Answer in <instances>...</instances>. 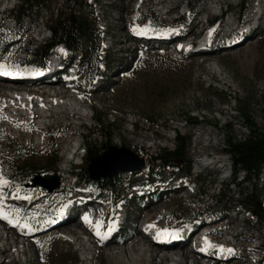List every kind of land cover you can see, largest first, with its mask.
Listing matches in <instances>:
<instances>
[{"label":"rangeland","instance_id":"1","mask_svg":"<svg viewBox=\"0 0 264 264\" xmlns=\"http://www.w3.org/2000/svg\"><path fill=\"white\" fill-rule=\"evenodd\" d=\"M41 1L45 6L36 9L32 18L27 17L21 24H15L18 0H0V36L6 39L0 50V60L10 63L15 60V64L20 65L37 47L51 41L49 27L56 20L57 12L66 15L70 8L79 10L74 5L66 8V0ZM80 1H88L90 5L83 9L84 14L91 10L94 13V22L99 30L95 40L102 57L106 54L115 61L109 70L110 74L106 76L107 72L102 67L99 78L89 87L80 81L78 91L61 87L63 84L57 87V92H63L59 98L77 97L84 104L81 110H75V106L68 105L66 100H62L60 105L59 101L57 104L32 103L31 106L28 102H20L21 109L18 110L16 107L11 110L0 106V163L5 155L12 153L14 146H19L27 153V160L48 167L54 163L49 168V175L40 176L21 188L33 196L36 208L48 203L45 212L52 213L55 202L66 192L70 196L77 194L71 190L75 180L69 174L77 175L80 172L88 148L102 158L109 150L104 151L106 147L125 149L147 162L162 150L174 149L177 135L186 137L189 139L187 157L192 160L188 178L190 185H187L189 181L184 182L185 176L179 177L175 171L159 176L155 174L154 178L148 179L143 173L147 171L148 164L138 172H122L116 176L114 198L110 199L109 194L103 198L107 203L121 200L115 211L120 207L123 210L122 204H126L124 213L127 220L122 235L113 241L122 242L130 238L139 232L145 220L153 219L154 224L160 222L162 226L178 224L186 227V220L199 217L194 228L201 221L200 225L209 224L204 228L205 233L215 232L214 237L218 242L236 249L237 259L228 264H264V253L251 254L250 251L264 240V223L241 209L239 202L245 197L242 193H248L251 184L244 183L243 172L236 176L230 172L231 161L225 146L232 137L244 140L249 135L246 120L240 114L241 109L250 122L264 130V0H202L200 7H196L195 16L186 18L185 23H189L186 31L179 32L183 34L180 38L190 44L199 45L205 40L208 43L212 40L217 45V51L201 55L179 52L172 46L175 41L173 44L169 42V46L159 47L152 45V42L143 45L144 42H139L132 34L137 13L141 27L149 28L152 23H161L170 30L171 20L187 13V6H194L192 0H179L177 9L173 8V0ZM244 6L247 7L245 13ZM166 8L174 12L164 14ZM220 8L222 11L229 9L228 18L225 17L217 28L211 26L209 29L211 17L206 20L199 12L208 10L212 16H218ZM173 24L174 31L184 26V22L179 19ZM244 30L251 32L242 38L243 42L230 48V38L237 32L243 31L244 35ZM59 47L64 49L63 53H67V63L71 69L79 70V77L86 79L85 66L78 67L79 54L68 53L64 47ZM12 53L13 57L6 60L5 56ZM125 68L129 70L124 72ZM5 91L9 92L3 89L0 93L6 94ZM27 107L34 108L38 114L45 112L46 118H51L47 121L40 118L32 121L29 116H11L15 112L23 113ZM190 117L197 119L198 125H192ZM42 123L45 126L41 127ZM70 139L72 144L81 146L74 159L67 162L69 155L66 149L71 145H68ZM200 139H203L204 150L198 145ZM68 151L71 152L69 148ZM215 161L218 162L216 167L210 165ZM211 168L216 170L212 171ZM101 169L104 171L103 167ZM144 179L150 182L149 185H154L158 193L165 191L164 195L158 196L156 193L153 199L149 196L137 201L139 190L135 181ZM233 181L240 185H234ZM174 182L181 184L178 193H175L178 190L171 188ZM193 184L195 186L192 189ZM14 188V192H19ZM259 189L264 207V170L260 176ZM167 190L171 193L165 194ZM146 207L151 210H146ZM141 211L145 214L137 222ZM118 212L123 219V211ZM47 234L37 239H27L19 254H14L16 251L12 250L3 259L10 261L14 258L13 264H109L107 253L109 248L115 247L110 243L98 246L90 260L84 262L85 255L80 248V242H85L83 238L77 242L62 231ZM15 237L7 238L4 235L2 240L11 244L23 242L19 237L15 241ZM151 249L160 257L172 251ZM182 249L188 251L190 246L187 244ZM24 250L28 251L27 254H24ZM246 255L248 257L240 259ZM149 259L148 256L147 261ZM209 262L224 264L213 260Z\"/></svg>","mask_w":264,"mask_h":264},{"label":"trees","instance_id":"2","mask_svg":"<svg viewBox=\"0 0 264 264\" xmlns=\"http://www.w3.org/2000/svg\"><path fill=\"white\" fill-rule=\"evenodd\" d=\"M194 6L201 3L202 0H192ZM88 1L66 0V8L71 5L78 6V11H70L64 15L56 13V20L49 27L51 33V41L37 47L29 56V59L39 64L43 62L47 54L55 47L62 46L72 52H79L82 66L87 70V78L84 79L87 85L95 81L99 75L101 67H106L107 71L114 65V60L111 56L101 53L100 47L96 42L98 35V27L96 26L93 11L87 14L83 13L90 5ZM45 6L41 0H18L17 13L15 18L18 21L32 18L36 14V9ZM192 5V7H194ZM244 10L246 7H242ZM53 16V15H52ZM4 39L0 36V49L3 48ZM129 68H125L128 71ZM115 83H112V85ZM240 114L246 120V129L249 135L244 140H237L236 137L228 139L225 143L226 152L231 161V171L234 176L243 172L245 174L244 183H250L251 189L248 193L242 195L243 200L239 202L241 209L247 214L250 213L253 218L264 223V207L262 192L259 189L260 176L264 170V130H260L256 124L249 121V117L241 109ZM100 122V119H98ZM192 125H198L197 119L189 118ZM188 141L186 137L177 135L176 146L172 150H162L154 157L147 161L148 169L146 174L148 177H154V174L164 173L168 170H176L179 174L187 176L191 175L192 160L187 157ZM111 147V146H110ZM106 147L104 151L108 150ZM27 153L19 149V146L12 148V153L4 156L1 163V170L4 176L14 187L23 188L34 182L38 177L49 175V168L46 165L36 161L27 160ZM98 153L91 151L88 148L86 156L83 158L80 172L77 174L81 182L87 185H96L99 188L105 189L114 193L116 187V177L102 178L97 181L91 179L89 173V164L91 159L97 157ZM56 159H52L55 161ZM234 185H240L233 181ZM24 191V190H23ZM25 192V191H24ZM264 250V240H261Z\"/></svg>","mask_w":264,"mask_h":264},{"label":"bare ground","instance_id":"3","mask_svg":"<svg viewBox=\"0 0 264 264\" xmlns=\"http://www.w3.org/2000/svg\"><path fill=\"white\" fill-rule=\"evenodd\" d=\"M162 5H165V4H162ZM179 5H180L179 0H173V8L174 9H177L179 7ZM170 12H171V9H170ZM137 18L139 19L140 17H137ZM174 21L176 22V19L171 20L172 23H175ZM190 32H191V30H190ZM245 32L246 33L244 35L249 34V31H245ZM149 35L156 36V38L147 39V44H149V42H152V45L157 46L156 44L160 45L162 43H169L171 40L174 39L173 36L174 37L176 36V32L175 33L171 32V33H166V34H161V33L147 34L146 33V36H149ZM133 36L135 37L136 35L133 34ZM160 37H163V38H160ZM165 37H171V38L166 39ZM241 37H243V31H242V33H239V32L235 33V36L233 38H230V40H229V47L233 48L236 45H238L240 43ZM237 39H239V41H237ZM159 40H162L163 42H157ZM208 44L209 43L207 42V40H205V41H203V43L200 46H196V44L194 43L193 48L212 46L211 50L214 51L216 49L215 45H213V44L208 45ZM186 46H187V43L184 44L182 46V48L185 49ZM199 51H201L203 53L205 52V50H199ZM11 57H13V53H12V55L5 56V59L9 60ZM7 62L9 64L15 66V63L17 61L13 60V62H11V63L9 61H7ZM21 78H22V76H21ZM31 78L32 77L23 78L26 85L17 84L16 88H18V90L9 91V92L5 91L6 94L0 93V94H2V95H0V106L3 109L11 108V110H14V108L16 107V109L18 110V109H21V106H19V105H21L20 102H28L29 103L28 105L31 106L30 104H32V103L33 104L34 103H37V104L55 103V104H57L59 101V105H60L62 100H66L68 105H70V106L74 105L75 106V108H74L75 110L76 109L81 110L84 108V104L82 102H80L79 99H77V97H75V96L63 98V99L59 98V95L63 94L62 91L57 92V87L60 86V83L56 84L55 85L56 87L54 85H51L52 84L51 83V84H45L43 87L41 84H37L35 87L33 86V87L29 88L28 85H30L32 82H33V84L36 83V80L32 81ZM48 78L52 79L53 83H56L58 81L57 77L54 76L53 72L49 75ZM8 82H12V81H8ZM10 84L11 83H8L7 86H12ZM0 86H4V84H2ZM0 90H3V89H0ZM59 93H61V94H59ZM33 109L31 107H29V108L27 107L23 113L18 114L17 112H15L11 116H14L15 114L20 116V117L32 115V116L37 117L38 119L40 118V120H45V121H47L48 118H51V117L46 118L47 115H45V112L38 114ZM77 118H78V116H77ZM42 124L44 125V123H42ZM69 144H71V145L68 146L67 149L69 148V150L71 152H69V151L67 152V149H66V153L69 155L68 158L66 159L67 162H70L71 156L74 154L75 149H77L79 146L78 143L72 144L71 139L68 141V145ZM202 144H203V139H200L198 141V145L201 146L200 148L202 150H204L205 147ZM217 164H218V162L215 161V162H212L210 165H213V166L215 165V167H216ZM200 169H201V167H200ZM218 169H222V168L219 167ZM211 170L215 171L216 168H211ZM0 191H1V186H0ZM26 201L27 200H23V202H26ZM125 205L123 206V210H122L123 212H125L124 210H126ZM145 209L151 210L150 207H146ZM67 213L68 214L62 213L60 218L54 219V223L51 224V226H49V228H51L53 225H55L59 221L63 220L64 218L68 217L67 221L66 222L64 221L59 227H55V226L52 227V228H56V229L50 230L49 232H51V231H59V232L62 231L63 233L68 234L69 236H72L74 238V240L77 242L81 241V239L83 238L85 240V242H80L81 243L80 248L83 251V254L85 255L83 261L88 262L90 260V257L93 255L94 249L98 248V245L96 244L95 240L91 237V235L87 231H85L81 225L77 224L75 221H72L73 220V213L72 212H67ZM144 214H145L144 211L139 212L138 218L136 221L138 222L139 219L144 216ZM119 220H121V219H119ZM150 221H153V219ZM150 221L145 220V222L142 223V226L145 223L150 222ZM156 224H160V222H158ZM194 224H197L196 221L190 222V224L187 225L186 227L185 226L183 227L180 225H177L176 228L173 227V229L176 230L175 235H178V238H179L178 241H180V243H178V245L174 244L175 246H177L175 249L168 248V247L172 246L170 244V241H161V243H159L158 241H156V243L151 242L145 234H144L145 236L142 234L143 232L141 230H139V232H137V233H134L130 238L125 239L122 242H114L113 241L114 238H113L110 241H108V243H110V245L115 246L113 249L109 248V252L107 253V257L109 259V264H146V263H148V264H166L167 262H169V263L171 262V264L172 263L173 264H183L184 262H185V264H189L190 261H193L192 264H209L210 262H209L208 258L201 257L202 255L199 253H196V252L191 253V252H189V250L187 251V250H184L181 248V245H184V243L188 240L191 231L197 230L199 228V226L197 228H194L193 227ZM152 225L155 226L154 224H152ZM120 228H122V226ZM186 228H188V229H186ZM168 229L171 230V227H169ZM49 232H47V233H49ZM46 234H44V235H46ZM4 235H5V233H4L3 229L0 228V256H1L0 264H13L15 261L14 258L10 261H7V259H3V258L12 250L16 251V252H14V254L15 253L19 254L21 252V248L24 246V243L28 238L24 237L23 238L24 240L22 239L23 244L22 243L21 244H11V242H8V241L3 242L2 237H4ZM9 235L13 236V238H14V234L12 233L11 230L9 231ZM193 236H195L193 239L196 240L197 236L196 235H193ZM192 237L190 238L191 240H193ZM173 238H175V237H173ZM4 240H7V239H4ZM166 244H168V245H166ZM159 245H161V247H159ZM151 248L165 250V251L172 249V251L167 252V253L165 252L160 257L158 254H154L153 250ZM165 248H168V249H165ZM193 248L197 250L198 248H201V246L194 245ZM205 249L209 250L214 255L217 252L216 249H219V248L216 245L215 246L206 245ZM27 252H28L27 250L26 251L24 250V254H27ZM224 252L229 253V251H224ZM205 253L206 252H204L203 255ZM148 256L150 257L149 261H147ZM207 256H212V255H207ZM245 257H248V256L246 255L241 259H244ZM205 259H207L208 262H202ZM218 263H222V262L218 261Z\"/></svg>","mask_w":264,"mask_h":264},{"label":"water","instance_id":"4","mask_svg":"<svg viewBox=\"0 0 264 264\" xmlns=\"http://www.w3.org/2000/svg\"><path fill=\"white\" fill-rule=\"evenodd\" d=\"M105 164V167H104ZM104 168V171L101 169ZM146 163L140 160L137 155L125 149L109 147L105 155L91 159L89 173L93 181L102 178H113L119 173H135L144 169Z\"/></svg>","mask_w":264,"mask_h":264},{"label":"snow or ice","instance_id":"5","mask_svg":"<svg viewBox=\"0 0 264 264\" xmlns=\"http://www.w3.org/2000/svg\"><path fill=\"white\" fill-rule=\"evenodd\" d=\"M61 51H63V50H61ZM8 183H9V181H7L6 179H4L3 176L0 175V186H2V185H6V184H8ZM84 219H85V221H87V220H88V217H85ZM97 235H99V233H97ZM102 238H103V237H102ZM205 242H206V243H209V242L207 241V239L205 240ZM209 246H210V243H209ZM229 251H231V250H229Z\"/></svg>","mask_w":264,"mask_h":264}]
</instances>
